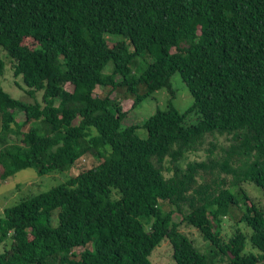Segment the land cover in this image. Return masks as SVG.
<instances>
[{"label":"trees","instance_id":"trees-1","mask_svg":"<svg viewBox=\"0 0 264 264\" xmlns=\"http://www.w3.org/2000/svg\"><path fill=\"white\" fill-rule=\"evenodd\" d=\"M0 50L25 94L42 92L26 103L0 87V179L96 160L3 210L0 264H152L164 240L174 264H264V210L241 187L264 199V0H0ZM174 74L191 106L169 102L138 127L122 128V102L94 95L119 92L134 111L159 90L173 99ZM215 136L229 145L187 161ZM232 208L248 233L225 239Z\"/></svg>","mask_w":264,"mask_h":264},{"label":"rangeland","instance_id":"rangeland-1","mask_svg":"<svg viewBox=\"0 0 264 264\" xmlns=\"http://www.w3.org/2000/svg\"><path fill=\"white\" fill-rule=\"evenodd\" d=\"M0 58L4 62V72L0 76V87L14 99L26 103H33L35 99L40 102L42 92H36L34 97H30L25 94L26 87L23 84L21 77H14L11 62L2 50H0ZM109 72L110 69L107 68L106 73ZM115 80H118V76L115 77ZM171 85L175 91L173 99H171L165 90H159L154 93L150 99L144 101L141 106L136 107L134 111L130 110L132 100L122 98V95L119 94V92H112L108 88L98 86L94 91V95L98 97L108 95L109 98L122 102L123 109L129 110L127 119L121 124L122 128L130 126L138 127L145 119L149 118L157 110H166L169 102H171L174 109L180 114L184 113L191 106L192 97L181 82L178 74H174L171 77ZM65 89L71 91L72 86L66 85ZM22 120L23 115L22 113H19L16 116V122L21 124ZM197 122L198 121L196 120V116L194 114H188L184 119V123L187 126L195 125ZM136 132L141 139L146 138V131L144 129H137ZM209 144H215L218 148L216 153H219V147H226L229 145V142L224 136L208 137L202 150L189 153L187 155V161H203L207 154L206 150L209 147ZM95 164L96 160L92 157L84 156L77 160L68 170L63 172H52L45 175H38L37 171L32 168L20 170L7 180L0 179V217H2L3 210L5 208L13 206L22 198L32 194L47 192L58 185L64 184L70 177L82 171L83 168H91ZM227 179L229 180L230 177L228 176ZM241 187L245 190L253 202L257 204L258 208L264 210V199L260 189L249 183H242ZM241 216L242 212L240 209H231V212L227 218H225L222 226V235L225 239H227V237L231 235L236 228L240 229L244 233H248L245 224L239 221ZM174 220L178 222L180 221V218L174 217ZM179 230L184 233L200 251H205L208 248V244L202 239L195 228L181 223L179 225ZM251 250V246L247 245V251ZM253 252L256 253V250L253 249ZM150 260L152 264H174L170 243L167 240L161 242V244L151 253Z\"/></svg>","mask_w":264,"mask_h":264}]
</instances>
